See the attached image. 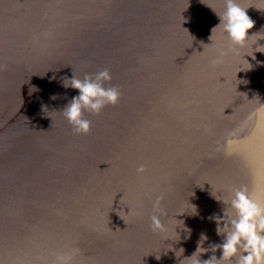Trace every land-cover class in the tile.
<instances>
[{"label": "water", "instance_id": "water-1", "mask_svg": "<svg viewBox=\"0 0 264 264\" xmlns=\"http://www.w3.org/2000/svg\"><path fill=\"white\" fill-rule=\"evenodd\" d=\"M237 2L253 35L214 64L224 0H0V264H189L201 233L213 255V196L264 198V4ZM103 68L119 102L76 134L62 78Z\"/></svg>", "mask_w": 264, "mask_h": 264}, {"label": "clouds", "instance_id": "clouds-1", "mask_svg": "<svg viewBox=\"0 0 264 264\" xmlns=\"http://www.w3.org/2000/svg\"><path fill=\"white\" fill-rule=\"evenodd\" d=\"M260 2L264 4V0ZM224 3L225 10L222 14H216L219 23L211 29V32L220 28L226 34L229 45L219 50L217 57L213 60L214 64L221 63L229 52L243 49L249 37L253 35H249L248 32L254 25V21L247 15L246 10L249 7H241L237 0H224ZM253 53L245 52L243 58L247 55L255 59ZM111 80L112 75L108 68L85 74L83 78L73 73L71 76L62 78L61 83L64 88L76 90V94L61 110L64 119L72 126L76 134H87L90 130L91 120L85 117V113L98 115L106 106H114L119 102V88L111 85ZM35 91H38L35 87L30 90V92ZM51 98L56 99V96L53 95ZM44 109L46 107L42 105V110ZM143 171V166L137 169L138 173ZM213 197L225 206L221 216L212 217L216 223V234L222 235L223 240L219 244L210 245L213 255L206 260H201L200 255L209 251L208 248L202 247L207 236L201 233L195 251L183 260L189 261V264H220L221 261L226 264H264V198H253L245 187L233 189L228 199ZM162 199L158 197L153 205L154 211L159 215L153 214L150 219L153 230L164 233L167 228L160 219V216L164 215L160 209ZM191 206V213L196 214V206ZM185 232L187 235L184 238H190L191 230L185 229ZM177 235L179 239V234ZM217 249L221 252L219 258L215 255ZM174 251L175 255L178 251L182 256L184 249ZM78 252V249L73 248L69 252L60 253L56 256L54 264H74L73 258Z\"/></svg>", "mask_w": 264, "mask_h": 264}]
</instances>
